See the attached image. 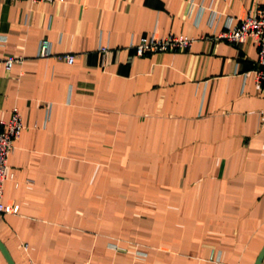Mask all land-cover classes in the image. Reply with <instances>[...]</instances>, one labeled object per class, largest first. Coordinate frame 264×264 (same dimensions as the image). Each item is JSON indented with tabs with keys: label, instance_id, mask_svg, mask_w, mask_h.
I'll return each instance as SVG.
<instances>
[{
	"label": "crops",
	"instance_id": "0c3cea01",
	"mask_svg": "<svg viewBox=\"0 0 264 264\" xmlns=\"http://www.w3.org/2000/svg\"><path fill=\"white\" fill-rule=\"evenodd\" d=\"M260 8L0 0V121L16 108L24 126L0 193L18 207L0 213V264H256L264 85L257 47L218 37ZM152 36L195 42L138 57ZM7 56L23 61L7 70Z\"/></svg>",
	"mask_w": 264,
	"mask_h": 264
},
{
	"label": "built area",
	"instance_id": "2783aa9c",
	"mask_svg": "<svg viewBox=\"0 0 264 264\" xmlns=\"http://www.w3.org/2000/svg\"><path fill=\"white\" fill-rule=\"evenodd\" d=\"M27 1L30 3H46L52 4L54 0H16ZM233 44H243L251 41L257 47L258 59L254 70L255 80L259 85H264V8H260L254 15H247L236 21H230L227 29L218 37ZM194 40L185 36H169L166 38H158L152 36L150 38L143 37L138 44L133 45L138 57H144L147 54H162L168 52L186 51L192 47ZM104 54L107 49H101ZM50 55V44L47 40H43L39 44L40 58ZM66 64L72 65L75 61L73 55H64L60 57ZM21 57L7 56L4 66L9 70L15 64H21ZM24 126L18 109L14 108L7 121H0V193L2 185L7 177V162L13 150V145L19 139ZM17 206L4 205L0 202V213L16 214ZM137 256H142L139 251Z\"/></svg>",
	"mask_w": 264,
	"mask_h": 264
},
{
	"label": "water",
	"instance_id": "95a60500",
	"mask_svg": "<svg viewBox=\"0 0 264 264\" xmlns=\"http://www.w3.org/2000/svg\"><path fill=\"white\" fill-rule=\"evenodd\" d=\"M263 259H264V249L262 250V252H261L256 264H262Z\"/></svg>",
	"mask_w": 264,
	"mask_h": 264
}]
</instances>
